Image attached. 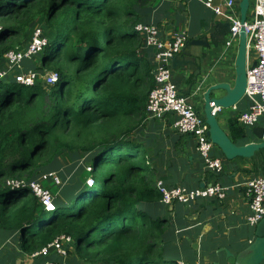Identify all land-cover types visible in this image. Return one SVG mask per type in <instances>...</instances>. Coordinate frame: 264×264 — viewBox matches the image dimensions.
<instances>
[{
  "label": "trees",
  "instance_id": "16d2710c",
  "mask_svg": "<svg viewBox=\"0 0 264 264\" xmlns=\"http://www.w3.org/2000/svg\"><path fill=\"white\" fill-rule=\"evenodd\" d=\"M155 1L0 0V64L41 18L51 38L36 69L59 75L32 85L0 79V236L15 234L24 252L66 233L72 237L67 264L196 261L190 243L175 237L147 152L132 136L148 116L155 85V63L140 50L144 36L134 26ZM243 133L233 120L232 139L239 142ZM61 151L71 159L67 172L60 169ZM52 170L66 182L54 184L56 207L48 210L20 180ZM41 256L63 258L54 250Z\"/></svg>",
  "mask_w": 264,
  "mask_h": 264
},
{
  "label": "crops",
  "instance_id": "0c3cea01",
  "mask_svg": "<svg viewBox=\"0 0 264 264\" xmlns=\"http://www.w3.org/2000/svg\"><path fill=\"white\" fill-rule=\"evenodd\" d=\"M233 12L241 15L240 2L234 0ZM224 0H215L223 3ZM254 0H251L247 16L253 12ZM228 13H233L225 6ZM138 22L154 23L160 28L163 38H171L178 30H185L188 38L207 39L190 46V55L171 59L172 77L179 90L189 96L196 109L203 114L205 108L204 91L211 84L228 81L233 84L236 78V58L239 50V38H233L230 45L226 37L218 39L220 23L229 21L226 16L216 14L202 0H156L143 9ZM216 38V42L212 37ZM155 63L154 48L144 44L140 49ZM189 60V61H188ZM219 95L224 89L216 90ZM250 99L243 96L234 106L225 107L220 125L229 133L230 124L237 120L240 112L249 109ZM221 113V114H222ZM148 115V114H147ZM176 115L169 112L161 118H144L140 126L132 133L135 140L142 143L147 162L155 172L154 182L158 178L169 185H204L219 180L227 189L223 198L216 196L198 198L190 203L166 204L165 215L174 223V233L178 242L190 243V254L196 257L192 264H240L229 260L231 255H242L256 238V225L248 222L251 208L245 193L248 179L264 175V147L251 156H225L223 149L215 143L212 153L223 160V171L215 173L204 166L203 158L197 150V139L193 135L178 132L174 127ZM240 123V122H239ZM264 124V116L253 126L244 125V134L238 143L260 141L252 129ZM240 126L243 124L240 123ZM185 256V252H182ZM44 258L32 256L20 249L13 235L0 236L1 264H45ZM258 264H264V258Z\"/></svg>",
  "mask_w": 264,
  "mask_h": 264
},
{
  "label": "built area",
  "instance_id": "2783aa9c",
  "mask_svg": "<svg viewBox=\"0 0 264 264\" xmlns=\"http://www.w3.org/2000/svg\"><path fill=\"white\" fill-rule=\"evenodd\" d=\"M206 6L216 14L226 16L230 19L231 30L225 41L230 45L235 36L239 35L241 26L244 24L247 33V85L245 95L250 99L249 109L238 114L237 120L243 125H255L264 116V0H254L253 12L247 16L244 23L240 16L233 12L234 0H224L223 3H215V0H202ZM225 6L232 10L228 13ZM134 28L144 36L146 45L154 48L155 57V85L149 93L146 109L149 117L161 118L166 113L172 112L176 115L174 120L175 129L183 134L193 135L197 139V150L203 158L204 166L215 172L223 171V160L220 156L214 155V141L209 135V124L204 114H201L189 96L183 95L173 80L171 59L182 52L188 40L185 30L176 31L171 38H163L160 35V28L154 23L137 22ZM49 42L44 29L37 25L29 41L23 46L9 48L4 53L6 65L0 68V79L13 76L17 81L32 85L42 78L47 83H54L58 80L57 70L51 69L41 73L37 69L21 70L23 61L40 53ZM18 71L15 72V70ZM214 105V101H211ZM222 106H214L213 113L222 112ZM44 178H50L55 184L60 183L58 174L50 172L44 174ZM39 179V178H38ZM25 180L21 183L30 188L32 192L44 204L48 210L55 208L54 192L42 179ZM91 183V179H87ZM156 187L161 192L162 201L165 204L190 203L198 198L216 196L223 198L227 194L226 186L219 180L190 187L187 185H169L162 179L156 180ZM245 193L249 198L250 214L248 222L256 225L264 216V175H257L248 179ZM72 237L62 233L54 240L41 248L34 250L32 256L48 255L52 250L62 255L61 260H49L45 264H67L66 257L69 254V243Z\"/></svg>",
  "mask_w": 264,
  "mask_h": 264
},
{
  "label": "water",
  "instance_id": "95a60500",
  "mask_svg": "<svg viewBox=\"0 0 264 264\" xmlns=\"http://www.w3.org/2000/svg\"><path fill=\"white\" fill-rule=\"evenodd\" d=\"M251 0H242L240 2V19L241 22L247 18V11L249 8ZM231 30V22L225 21L220 23V28L217 30V34H219L218 39L225 38L224 35ZM239 50L236 58V78L231 84L228 81L218 82L216 84H211L208 88L203 92L205 98V108H204V116L206 122L209 124V135L210 138L217 143L225 153V156L229 159L236 156H251L254 154L256 150L261 147H264V124L256 125L253 127L252 132L259 138H263L260 141H250L246 143H238V141L232 139L229 133L220 125L218 121V113H213L212 109L214 106H222L230 107L234 106L236 102L245 94V89L247 85V33L245 30L244 24L241 26L239 32ZM213 41L216 42V38L213 36ZM200 42H204V44H208L207 39H198L192 38L187 40L185 46L182 48V52L179 53L181 56L186 54L190 55V46L192 44H197ZM176 56L173 58L174 60H180ZM189 61V60H188ZM224 89L225 94L219 95L216 93V90ZM183 95L185 93L181 92ZM214 101V105H211V101ZM243 136L246 134L243 133ZM87 183L89 181L87 180ZM56 207V205H55ZM256 238L250 243L243 254L240 253L235 256L231 255L229 260L231 262H238L240 264H258L264 258V216L257 223L256 226Z\"/></svg>",
  "mask_w": 264,
  "mask_h": 264
},
{
  "label": "rangeland",
  "instance_id": "374dc122",
  "mask_svg": "<svg viewBox=\"0 0 264 264\" xmlns=\"http://www.w3.org/2000/svg\"><path fill=\"white\" fill-rule=\"evenodd\" d=\"M32 23V24H31ZM30 23V29H28V33H29V37L31 38V35L33 34V30L35 29V27L37 26V25H40L43 29H44V32L47 34V36H48V39L49 38H51V36H50V27L46 24V22H45V20H43V19H41V18H38V19H35L33 22H31ZM28 37V39H30ZM27 36L26 37H24V38H21L20 39V42H16L15 43V45L14 46H23V45H25L28 41H27ZM27 41V42H26ZM29 59H31L32 61H33V65H31L32 67H26L24 64H23V68H21V70H23V71H27V70H29V69H32V68H34V69H36V67L37 66H39L40 65V63H41V59H40V56H39V53H37L36 55H34L33 57H31V58H29ZM2 63L3 64H0V68L1 67H3V66H5L6 65V61H5V59L3 58V61H2ZM55 66V64L54 63H51V67H54ZM52 68H49V69H45L46 71L45 72H43V73H46L47 71H49V70H51ZM16 71H18V69H16L15 70V72ZM40 74H41V71H40ZM12 77V76H11ZM223 111V110H222ZM222 112L221 111H219L218 112V117L220 118V117H222V115H223V113L221 114ZM247 126H253V125H247ZM215 146H218V145H215ZM84 157H85V155H82L81 157H80V163H81V166H82V164H84ZM60 158L62 159V168H60L61 169V171H64V172H67L68 170H69V168L71 167V159H70V157H69V155L67 154V151H61L60 152ZM87 168L88 169H90V166L89 165H87ZM50 172H55L56 174H58V177H59V179L61 180L60 181V183H58L57 185H59L60 187L61 186H63L64 185V183L66 182L64 179H63V177L61 176V173H60V171H58V170H52V171H49V172H45V173H43V174H41L38 178L39 179H42V181L44 182V179H46V178H44L43 176H44V174H47V173H50ZM38 178H36V179H38ZM38 179V180H39ZM49 180H51V179H49ZM52 181V180H51ZM51 181H46L45 182V184L46 185H50L51 186V190L52 191H54V195H56L58 192H56L55 193V188L56 187H59V186H57V185H54L55 183H53V182H51ZM5 186V185H4ZM5 187H8V186H5ZM68 256H70V254H68L67 255V257H66V261H67V259H68ZM81 264H84L82 261H81Z\"/></svg>",
  "mask_w": 264,
  "mask_h": 264
},
{
  "label": "bare ground",
  "instance_id": "6f19581e",
  "mask_svg": "<svg viewBox=\"0 0 264 264\" xmlns=\"http://www.w3.org/2000/svg\"><path fill=\"white\" fill-rule=\"evenodd\" d=\"M161 200H162V198H161Z\"/></svg>",
  "mask_w": 264,
  "mask_h": 264
}]
</instances>
